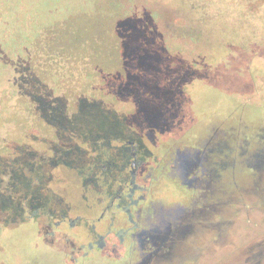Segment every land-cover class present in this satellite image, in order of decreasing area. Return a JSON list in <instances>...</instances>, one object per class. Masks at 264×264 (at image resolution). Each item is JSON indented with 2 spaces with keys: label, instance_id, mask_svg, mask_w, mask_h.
<instances>
[{
  "label": "rangeland",
  "instance_id": "rangeland-1",
  "mask_svg": "<svg viewBox=\"0 0 264 264\" xmlns=\"http://www.w3.org/2000/svg\"><path fill=\"white\" fill-rule=\"evenodd\" d=\"M56 1L66 4L68 10L86 12L78 19H82L84 27L96 26L98 15L111 7L115 13L114 2L122 3L111 19L128 15L138 18L121 22L133 30L135 37L130 35L127 40L134 43L145 32L140 28L152 25V19H156L149 29L155 32L151 34L153 39L149 37L141 45L130 42L127 56L116 63L117 75L126 74L128 78L123 77V82L117 85L98 87L94 92L104 106L111 108L93 109V113L86 110L75 114L74 120L82 119L86 128L105 129L111 141L115 137L121 141L134 137L143 145L148 140L193 144L208 138L218 127L220 136L231 146L235 207L226 223L221 222L214 230L217 239L225 240L216 247L214 263L258 264L261 260L264 264V0ZM111 19L108 25L114 22ZM111 70L114 72L108 78L115 82V66ZM91 92L92 88L88 93ZM113 111L115 117H120L114 120L115 128H110L106 120ZM23 119L20 124L10 121L0 125V149L18 138L25 144H36L31 147L44 149L45 154L53 153L58 146L41 140L46 137L45 132L53 137V131L45 129L44 122L35 124L37 117H29L32 124L26 126H22ZM30 130L37 140L26 136ZM71 130L62 134L80 140L79 130ZM81 147L77 149L82 152ZM149 147L155 149L153 143ZM14 148L16 145L10 147ZM21 155L26 154L21 151ZM74 155L79 157L56 158L59 164L54 159L40 160L45 178L43 190L48 189L51 179L65 178L56 179L55 183L56 192L65 197L63 204L59 199L61 208L48 205L47 191H43L45 203L23 192L13 195L17 190L11 189L16 185L20 184L23 190L33 185L38 160L0 165V193L4 195L0 194V264H73V251H84L80 248H84L85 238L90 234L87 228L101 209L98 199L101 193L82 175L74 174L83 168L78 160L82 154ZM31 191L39 190L32 188L28 192ZM21 200L25 204H20ZM72 200L82 206L81 212L85 214L78 227L68 229L65 222L59 228L50 224L60 219L58 214L63 209L73 215L77 213L79 209L74 208ZM38 206L40 218L35 219L28 211ZM17 213L23 214L22 218H17ZM51 231H55L56 238ZM53 237L56 243L51 244ZM257 240L263 243L262 256L256 244H248ZM239 247L248 250L227 257L226 252ZM89 264L97 263L89 260ZM104 264L115 262L105 259Z\"/></svg>",
  "mask_w": 264,
  "mask_h": 264
},
{
  "label": "flooded vegetation",
  "instance_id": "flooded-vegetation-1",
  "mask_svg": "<svg viewBox=\"0 0 264 264\" xmlns=\"http://www.w3.org/2000/svg\"><path fill=\"white\" fill-rule=\"evenodd\" d=\"M69 103L55 104L44 119L41 117L44 128L48 127V130L53 131V137L45 132L46 137L41 140L44 144L58 146L53 153L45 154L44 149L36 150V147H31L36 144H25L17 138L16 148L10 151L13 156H0V165L38 160L35 161L37 170L34 171L33 185L24 190L20 184L16 185L11 189L17 190L13 195L23 192L37 196L38 202L45 203L46 195L43 191H47L48 205L61 208L60 201L63 204L65 197L56 192L55 183L65 178L51 179L54 186L50 184L48 189L43 190L45 178L41 172L40 160H61L79 157L75 153L82 154L78 160H81L83 168L74 174L82 175L91 187L101 193L98 196L101 209L95 213L90 228H87L89 237L85 238L87 241L84 248H80L84 251H73V264H89V260L104 264L105 259L115 264H216V247L224 244L225 240L217 239L213 235L214 230L221 222L226 223L227 218L232 216L233 206L235 207L232 204L231 146L220 136L219 128L214 127L213 134L193 144L148 140L143 145L134 137L122 141L115 137L111 141L109 135H105V129L97 126L86 128L82 119L74 120L75 114L86 110L93 113V109L111 107L104 106L103 100L97 98L84 99L75 110L72 109L71 100ZM119 117H115L113 111L107 118L110 128H115L114 120ZM68 129H78L80 140L62 134ZM33 132L30 133L31 137L37 140V135ZM149 143H153L155 149H151ZM79 145L83 148L82 152L78 150ZM6 147L8 145L2 148ZM21 151L26 155L22 156ZM58 160L56 164H59ZM32 188L41 192L29 193ZM72 202L74 208L77 206L79 209L77 213L73 215L63 209L58 214L60 219L50 224L59 228L65 222L70 227L68 229L78 227L85 214L81 212L82 206L73 200ZM19 203L25 204L23 200ZM39 209L38 206L36 210L28 212L38 219ZM49 213L57 216L53 211ZM22 216L23 214H16L17 218ZM51 233L56 238L55 231ZM54 237L51 244L56 243ZM72 244L76 245L73 241ZM248 244H256L255 247L262 256L261 240L254 243L250 241ZM248 247L226 252L227 257L244 254ZM74 249H77V245ZM261 263L260 260L258 264Z\"/></svg>",
  "mask_w": 264,
  "mask_h": 264
},
{
  "label": "trees",
  "instance_id": "trees-1",
  "mask_svg": "<svg viewBox=\"0 0 264 264\" xmlns=\"http://www.w3.org/2000/svg\"><path fill=\"white\" fill-rule=\"evenodd\" d=\"M114 3L116 13L122 3ZM66 7L56 0H0V125L10 121L20 124L24 117L22 126L32 124L29 117H37L35 124L41 123V117L44 119L55 104H70V100L72 109H77L84 99L96 98L98 87L117 85L123 77L128 78L117 75L116 63L127 56L130 42L141 45L154 37L150 30L156 19L140 28L145 32L134 43L127 40L130 35L135 37L133 30L121 22L137 17L128 15L115 21L111 7L98 15L96 26L84 27L78 19L86 12ZM110 19L114 22L108 25ZM116 34L119 40L115 41ZM113 66L115 82L108 78ZM31 132L26 136L31 137ZM15 142L0 149V156L12 157L10 147Z\"/></svg>",
  "mask_w": 264,
  "mask_h": 264
}]
</instances>
